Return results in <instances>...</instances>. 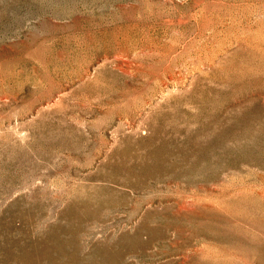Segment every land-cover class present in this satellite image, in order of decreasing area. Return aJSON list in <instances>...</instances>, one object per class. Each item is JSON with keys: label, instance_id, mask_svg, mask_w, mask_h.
Wrapping results in <instances>:
<instances>
[{"label": "rangeland", "instance_id": "1", "mask_svg": "<svg viewBox=\"0 0 264 264\" xmlns=\"http://www.w3.org/2000/svg\"><path fill=\"white\" fill-rule=\"evenodd\" d=\"M0 264H264V0H0Z\"/></svg>", "mask_w": 264, "mask_h": 264}]
</instances>
